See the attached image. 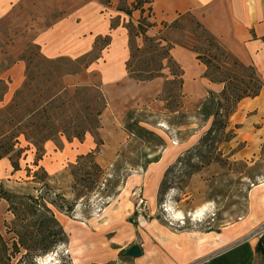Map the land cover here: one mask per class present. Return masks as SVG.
I'll use <instances>...</instances> for the list:
<instances>
[{
	"label": "rangeland",
	"instance_id": "1",
	"mask_svg": "<svg viewBox=\"0 0 264 264\" xmlns=\"http://www.w3.org/2000/svg\"><path fill=\"white\" fill-rule=\"evenodd\" d=\"M43 1L23 0V3L11 6L7 15L0 18V145L5 150L12 148L10 156L0 160V190L3 194L8 192L9 195L18 196L16 209L20 208L23 198L47 193L53 198L61 195L57 197L61 204H66V200L69 204L75 203L69 216L56 212L61 223L66 219L84 221L95 218L117 199L131 178L146 176L150 166L144 169L147 159L158 155L162 158L163 152L175 143L182 146V151L178 152L164 174L156 204L151 206L140 186L134 187L128 195L134 210L128 217L133 222L126 220V223L133 224L140 234L134 243L144 245L141 230L145 229L146 233L147 224L155 220L175 231L202 234L211 231L221 233L241 223L249 213L252 191L264 184V123L241 131L238 125L230 123L231 117L229 121L222 118L207 120L200 115L201 107L185 106L184 93L182 91L179 96V84L173 82L171 65L164 52L174 45L185 46L208 60L218 56L219 62H214L221 64L224 59L215 47L218 44L190 15L164 26L163 31L155 36L148 33L152 26L146 28V37L154 39V42H149L136 29L142 20L136 21L133 15L137 12L133 10L136 3L130 0H89L85 5L98 6L101 14L111 19L114 25H121L123 19L128 31L134 27L130 32L132 37L128 32L134 56L130 70H145L149 63L148 69L160 75L159 79L163 81L161 93L144 108L133 105L123 120L124 129H132L134 121H140L142 127L155 135L131 137L116 157L101 153L102 142L96 161L107 173L106 180L101 179L93 190L81 185L73 189L74 178L70 166L77 161L80 150L77 145L79 140L75 138L77 126L82 125L80 131L90 128L85 136L91 135L96 142L101 140L99 128L96 130L100 127L97 114L107 107V99L103 93L100 71L87 67L101 56L103 41L85 59L46 58L36 44L43 41L54 20L67 19L68 16H64L65 11L44 15L42 8L46 10V7ZM63 1H68L69 7L74 4L73 0ZM54 5H60L59 0ZM85 5L82 2L80 7L85 8ZM60 6L66 7L63 4ZM126 8L132 10L131 16L120 12ZM73 23L80 24V19ZM144 23L150 24L147 20ZM228 63L229 67L217 74L237 83L250 81L251 74L245 67L241 64L239 67L233 66L232 60H228ZM136 74H130L135 82ZM170 90L173 93L167 94ZM53 98L55 102L50 105L49 100ZM44 106L48 109V115L39 116L44 113ZM84 141L85 138L82 144ZM5 150H0V154ZM58 153L63 155L65 164L61 171L55 172L54 159ZM15 164L18 171L13 167ZM45 173L48 177L44 176ZM44 177L48 179L50 187L45 185L42 188L38 178ZM117 179L119 187L115 192H120L119 195L107 196V180ZM137 188L148 202L144 213L136 208L134 193ZM9 208V202L1 199L0 195V236L5 242L1 248L3 251L7 248L8 255H12L15 249L13 244L19 243L21 228L28 225L31 219L29 215H15V211ZM261 234L262 237L264 230ZM67 245L37 257L36 264H72ZM27 252L23 249L20 255H12L11 264H29L25 259L21 262ZM120 257L109 264H133V259H127L125 255Z\"/></svg>",
	"mask_w": 264,
	"mask_h": 264
},
{
	"label": "crops",
	"instance_id": "2",
	"mask_svg": "<svg viewBox=\"0 0 264 264\" xmlns=\"http://www.w3.org/2000/svg\"><path fill=\"white\" fill-rule=\"evenodd\" d=\"M55 1H43L46 7V10L42 8L44 15L65 11L64 16L68 18L54 20L43 41L36 45L48 59L69 57L78 61L91 55L103 41L101 56L90 62L87 68L100 71L103 93L107 99V107L99 117L98 133L103 142L101 153L116 157L131 138L123 126L125 113L133 105L144 108L149 101L155 100L163 89V81L159 77L138 83L131 79L127 67L131 59V38L123 19L121 25H114L111 19L101 14L98 6H86L89 0H82L85 8L80 7L81 1L77 3L73 0L72 7L63 0H59V4L66 7L55 6ZM18 2L23 3V0H0V18L7 15L11 6ZM142 2L141 9L133 15L136 21L144 18L151 24L150 35L159 34L164 26L190 15L232 59L243 67H255L264 86V0ZM120 12L125 13L124 10ZM77 18L80 24L73 23ZM170 55L183 73L185 106L200 109L209 92L220 93L223 90V84L214 83L205 76L207 67L189 48L174 45ZM230 123L238 125L241 131L264 123V87L258 97L239 103ZM84 138L83 144L78 141L80 150L77 157L97 148V142L91 135ZM181 147L172 143L163 152L160 161L149 166L146 176L131 178L117 199L95 218L63 220L61 224L68 237L66 249L72 264H109L119 259L120 255H125L140 235L133 224L126 223L134 210L128 195L134 187L140 186L151 206L155 205L164 174L178 152L182 151ZM62 158L61 153L55 155V172L64 168ZM249 206V213L241 223L221 233L175 231L159 221H152L147 224L146 233L145 229L141 230L145 242L144 245L140 244L143 255L139 258L125 256L133 259V264H263L257 246L264 230V184L254 188Z\"/></svg>",
	"mask_w": 264,
	"mask_h": 264
},
{
	"label": "trees",
	"instance_id": "3",
	"mask_svg": "<svg viewBox=\"0 0 264 264\" xmlns=\"http://www.w3.org/2000/svg\"><path fill=\"white\" fill-rule=\"evenodd\" d=\"M142 0H137L135 6L133 7L134 11L140 10L142 6ZM125 13L129 16L132 15V10H124ZM143 13V12H142ZM142 22L139 23V25L136 27L138 30V33L142 36L146 37V28H150V24H145L144 22L146 19L142 18ZM144 25H147L144 27ZM134 28V27H133ZM132 28V30H134ZM131 29H129V32H132ZM131 34V33H130ZM132 37V34H131ZM146 39L149 42H154V39L147 38ZM264 40V39H263ZM132 42V39H131ZM217 50L220 52V55L224 59L221 64H216L219 62L218 56H214L211 58V60H208L204 58L203 56H198L197 59L200 60L206 67L207 72L205 76L211 80L214 83H220L224 85L223 90L220 93H214L209 92L206 100L203 102L201 109H200V115L203 117H206L207 120L211 118H222L229 121L230 117L237 111L239 103L247 98H255L258 97L263 89V81L261 79L260 74L257 72L255 67L249 66L245 67L251 74L250 81L248 83L246 82H240L237 83L233 79H230L229 77H221L220 74L223 72V68L229 67L228 60H232V65L235 67L241 66L237 61L233 60L224 50L221 49L219 45L215 46ZM172 48L168 49L165 53V57L168 59L169 64L171 65V71H172V77L174 78L173 82H178L179 84V96H181L182 87H183V73L179 65L173 60V58L170 55V51ZM134 58L132 54V46H131V59L127 64L128 71L132 75L133 73H137L134 78L139 82H148L155 78L160 77L159 74H155L153 70L148 69L149 63H147V69H139L138 72L131 71V61ZM27 60V58H25ZM153 61V59H151ZM217 60V61H216ZM216 63H215V62ZM243 67V66H242ZM210 69L211 71L210 74ZM252 88V89H251ZM173 93V90L168 91L167 94ZM51 102L50 105L54 104L55 100L54 98L49 100ZM44 106L43 109H45L43 112L40 113V115H48V109ZM101 111L98 112L97 116H101ZM222 114V115H221ZM50 119V118H49ZM224 126H227L226 123H224ZM42 128L45 127V125H41ZM82 125L77 126L75 133L77 134L75 136L76 139L79 141H82L86 135L87 132L90 131L89 129L81 130ZM99 128V126L96 128V130ZM136 128V130H135ZM54 129V128H53ZM56 129V128H55ZM52 131V130H51ZM126 131L129 133L130 137H152L155 135V133L149 131L148 129L142 127L140 125V121H134L132 125V129H129L126 127ZM138 133H136V132ZM97 132V131H96ZM58 133L60 131L58 130ZM25 134V133H23ZM48 137V136H46ZM158 139L161 140L157 136ZM49 140L50 138H46ZM68 139V138H67ZM131 139V138H130ZM69 140V139H68ZM102 145V141H97V148L86 154L81 155L77 158V161L70 166L71 168V175L74 178V187L75 190L78 185H81L84 188L94 189L95 186L98 185L99 182H101V179H105V176L107 173L105 172L104 168L99 165L96 161V155L99 152V149ZM12 149V148H10ZM7 149L5 150L3 145H0V150H5L1 152L0 154V160L4 157L10 156L11 150ZM145 158L147 155L145 154ZM42 159V156L39 157L37 160V163ZM161 159V155L154 156L153 158L147 159L144 165V169H147V167L153 163L159 162ZM15 167V170L18 171L19 168L16 166V164L13 166ZM44 176L48 177V175L45 173ZM44 178H38L40 182H42V188L47 185V187H50L48 179ZM47 183H45V182ZM109 181V184L107 186L106 193L107 196H114L117 197L120 192L116 194V188L119 187V180L116 181L107 180ZM2 189V188H1ZM1 199H5L10 204V210L15 211V215H29L30 221L28 225H24L21 229L22 232L19 234V243L16 242L13 244L15 247L13 251V256L20 255L22 250H27V254L22 256L21 262H23V259L28 260L30 262L29 264H36V258L45 256L49 253H52L55 251L59 246H63L68 244V237L65 234V231L63 229V226L61 222L59 221L57 217V211L60 213H64L65 215L69 216V213H71L74 209L73 204H69L66 200V204L59 203L57 197H61L58 195H55L56 198H53L51 194H40L39 196H28L26 198H23V200L20 202V208L16 209V203L18 200V196L15 195H9L8 192H5L3 194V191L0 190ZM3 243L1 236H0V264H11L12 258H14L11 254L8 255V249L5 248L4 251L2 250L1 246ZM29 245V248H26V246ZM257 252L263 257V264H264V234L261 237L259 244L257 246ZM121 254H124L122 252Z\"/></svg>",
	"mask_w": 264,
	"mask_h": 264
},
{
	"label": "built area",
	"instance_id": "4",
	"mask_svg": "<svg viewBox=\"0 0 264 264\" xmlns=\"http://www.w3.org/2000/svg\"><path fill=\"white\" fill-rule=\"evenodd\" d=\"M141 194H142V191L137 188L136 191H135V193H134V199L137 202V205H136L137 210L139 212L140 211H143L142 213H144V211L147 209L146 207H148V202H147V200H145L142 197Z\"/></svg>",
	"mask_w": 264,
	"mask_h": 264
},
{
	"label": "water",
	"instance_id": "5",
	"mask_svg": "<svg viewBox=\"0 0 264 264\" xmlns=\"http://www.w3.org/2000/svg\"><path fill=\"white\" fill-rule=\"evenodd\" d=\"M130 222H133V219H130ZM126 256L133 257V258H139L143 255V251L140 247V245L135 244L132 245L126 252Z\"/></svg>",
	"mask_w": 264,
	"mask_h": 264
},
{
	"label": "bare ground",
	"instance_id": "6",
	"mask_svg": "<svg viewBox=\"0 0 264 264\" xmlns=\"http://www.w3.org/2000/svg\"><path fill=\"white\" fill-rule=\"evenodd\" d=\"M172 208V207H171ZM169 209V208H168ZM179 217V216H178ZM49 258V257H48ZM44 260H46V257H45V259ZM51 262V261H50Z\"/></svg>",
	"mask_w": 264,
	"mask_h": 264
}]
</instances>
